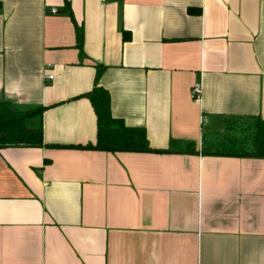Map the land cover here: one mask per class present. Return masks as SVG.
I'll list each match as a JSON object with an SVG mask.
<instances>
[{"label": "crops", "instance_id": "1", "mask_svg": "<svg viewBox=\"0 0 264 264\" xmlns=\"http://www.w3.org/2000/svg\"><path fill=\"white\" fill-rule=\"evenodd\" d=\"M98 68L113 117L198 152L78 148ZM0 102L44 143L0 148V264H264V158L199 152L264 120V0H0Z\"/></svg>", "mask_w": 264, "mask_h": 264}, {"label": "trees", "instance_id": "2", "mask_svg": "<svg viewBox=\"0 0 264 264\" xmlns=\"http://www.w3.org/2000/svg\"><path fill=\"white\" fill-rule=\"evenodd\" d=\"M76 46L81 52L82 26L75 28ZM101 69H96L94 87L86 94L96 116L93 144L78 148L109 152L197 153L192 143L172 139L167 149H153L142 128L128 127L110 112V96L97 85ZM42 108H12L0 102V148L7 146L40 147L43 143ZM204 155L264 158V120L258 116H228L219 131L202 135L199 151Z\"/></svg>", "mask_w": 264, "mask_h": 264}, {"label": "built area", "instance_id": "3", "mask_svg": "<svg viewBox=\"0 0 264 264\" xmlns=\"http://www.w3.org/2000/svg\"><path fill=\"white\" fill-rule=\"evenodd\" d=\"M47 78H52V75H48ZM201 95H202V86L200 82H195L190 88V97L192 98L193 101L200 102Z\"/></svg>", "mask_w": 264, "mask_h": 264}]
</instances>
